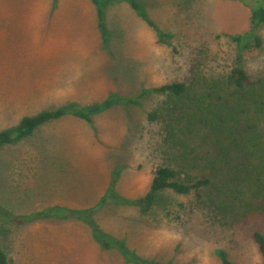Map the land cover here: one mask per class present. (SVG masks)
I'll list each match as a JSON object with an SVG mask.
<instances>
[{
	"label": "rangeland",
	"instance_id": "1",
	"mask_svg": "<svg viewBox=\"0 0 264 264\" xmlns=\"http://www.w3.org/2000/svg\"><path fill=\"white\" fill-rule=\"evenodd\" d=\"M101 1L108 42L93 0H0V132L70 111L0 149V247L10 264H222L221 250L235 264H264L254 239L264 216L213 204L241 198L223 179L212 177L202 200L165 191L148 212L134 205L161 166L211 173L192 165L196 136L183 137L185 148L167 144L163 124L149 120L163 95L128 104L196 72L224 78L237 59L230 37L250 31L264 0ZM259 34L264 41V26ZM243 65L264 79V46ZM113 100L91 121L72 113Z\"/></svg>",
	"mask_w": 264,
	"mask_h": 264
},
{
	"label": "trees",
	"instance_id": "2",
	"mask_svg": "<svg viewBox=\"0 0 264 264\" xmlns=\"http://www.w3.org/2000/svg\"><path fill=\"white\" fill-rule=\"evenodd\" d=\"M93 2L98 8L100 29L108 42L105 4L101 0ZM132 5L134 9H140L136 2ZM149 24L155 26L153 22ZM263 26L264 5L252 11L249 32L230 37L237 50V59L231 71L221 80L202 79L196 72L188 82L168 83L128 101V104L137 105L146 96L163 95V103L149 113V120L163 124L167 144L184 145L183 137L197 138L201 144L198 151L195 149L196 155H192L195 156L192 165L197 170L211 173V176L194 174L189 162L178 169L170 166L157 168L150 191L134 202V205L142 207L143 212H148L158 195L165 191L183 196L197 194L198 199L202 200V190L214 185L212 177L215 176L216 179L225 180V186L231 187L234 197L238 194L241 197L236 198L235 202L213 201L219 209L228 211L233 206H240L247 215L264 216V79L255 81L243 65L246 51L264 46L259 34ZM158 36L160 42L166 37L161 33ZM117 101L72 113L80 119L91 121L94 113ZM69 112L60 109L23 118L17 127L0 132V149L31 136L40 126ZM185 156L189 157L187 153ZM221 193L224 195L225 191ZM93 227L96 238L106 239L105 233L96 225ZM254 239L264 258V235L257 232ZM114 245L123 251L122 242L115 239ZM218 255L222 264H235L227 252L221 250ZM0 264H10L1 247ZM139 264L148 263L141 261Z\"/></svg>",
	"mask_w": 264,
	"mask_h": 264
}]
</instances>
